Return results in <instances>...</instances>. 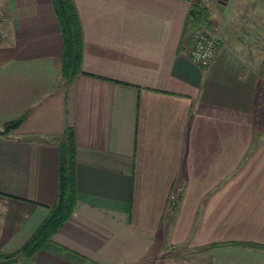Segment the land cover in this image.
<instances>
[{"label": "crops", "instance_id": "obj_1", "mask_svg": "<svg viewBox=\"0 0 264 264\" xmlns=\"http://www.w3.org/2000/svg\"><path fill=\"white\" fill-rule=\"evenodd\" d=\"M191 1L73 0L83 73L66 89L52 1L0 0V131L28 113L0 137V256L19 252L57 203L70 128L75 211L46 252L18 264H143L150 253L127 254L135 242L106 223L158 229L174 196L172 245L231 243L220 264H264L245 245L264 246V44L242 49L233 0L216 3L218 54L202 69L189 58Z\"/></svg>", "mask_w": 264, "mask_h": 264}, {"label": "trees", "instance_id": "obj_2", "mask_svg": "<svg viewBox=\"0 0 264 264\" xmlns=\"http://www.w3.org/2000/svg\"><path fill=\"white\" fill-rule=\"evenodd\" d=\"M55 8L62 35L63 54L61 60V74L63 86L68 89L74 80L83 73V35L80 27L76 8L73 0H51ZM192 28L196 30L199 25L210 27V14L205 9L192 8L190 12ZM28 113L20 118L6 124L0 137L14 133L27 119ZM76 141L74 131L68 128L64 135L62 144V163L60 166L59 194L55 206L51 209L50 215L38 228L31 239L17 253L9 256H0V264H18L22 258L46 252L52 243L53 237L72 217L77 202L76 185ZM251 248L264 249L263 245L245 244Z\"/></svg>", "mask_w": 264, "mask_h": 264}, {"label": "rangeland", "instance_id": "obj_3", "mask_svg": "<svg viewBox=\"0 0 264 264\" xmlns=\"http://www.w3.org/2000/svg\"><path fill=\"white\" fill-rule=\"evenodd\" d=\"M224 1L228 0L191 1V9L194 7L198 9H205L210 14V27L207 29L211 34L214 35V37H216V22H214V18L211 19L212 14H214V5L216 3H224ZM233 3L237 10L236 18H239L237 19V21H240L241 23H244L246 25V27L244 28L246 35L244 38H242V41L245 44L241 43L242 49H246L247 38L249 43L253 44L254 46H256V43H254V41H258V43L260 42L264 44V34L263 39L261 36L257 35L258 30L262 33L264 32V0H233ZM220 16L221 13L216 16L217 19ZM260 56L261 55L255 54L252 57L257 59L260 58ZM171 201H174L172 209L169 210L168 208V210L163 214L160 228L158 229H152V224L148 223L142 224L141 227L139 226L138 228H130L125 231H120L118 221L114 222L112 218L111 221L107 222L106 220V224L118 229L121 237L125 232V236L128 237V241L130 239L135 242V244L129 243V245H127V254L133 253V250H138L139 248H143L144 250H147L148 253H150L143 264H156L155 261L151 263V261L154 260L155 256L159 257V264H220L221 260L219 259L218 261H216V256L221 252L226 256L229 255L231 249H233L234 244L230 243L223 246H214L213 244L196 245L190 244L185 240V244L172 245L173 243L170 240L169 235L173 230L174 224H176L175 218H177L178 213L175 208L179 201L176 196L172 197ZM146 218H149V215H147ZM191 232V229H188L187 232L185 231V233H187L188 235H191ZM195 232L198 231H194V233ZM180 236H182V233H180ZM255 250L264 251V249L261 248H255ZM166 255L171 256H169V258H166Z\"/></svg>", "mask_w": 264, "mask_h": 264}, {"label": "built area", "instance_id": "obj_4", "mask_svg": "<svg viewBox=\"0 0 264 264\" xmlns=\"http://www.w3.org/2000/svg\"><path fill=\"white\" fill-rule=\"evenodd\" d=\"M207 28L202 24L197 27L189 51V58L202 69H208L218 54L219 41Z\"/></svg>", "mask_w": 264, "mask_h": 264}]
</instances>
